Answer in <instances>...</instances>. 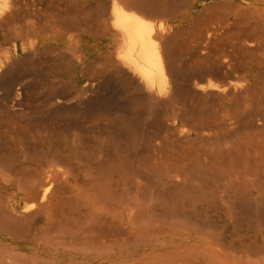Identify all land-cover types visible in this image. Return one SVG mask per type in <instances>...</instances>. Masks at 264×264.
Returning <instances> with one entry per match:
<instances>
[{"label":"bare ground","instance_id":"bare-ground-1","mask_svg":"<svg viewBox=\"0 0 264 264\" xmlns=\"http://www.w3.org/2000/svg\"><path fill=\"white\" fill-rule=\"evenodd\" d=\"M2 118L5 262L264 264V0H0Z\"/></svg>","mask_w":264,"mask_h":264},{"label":"rangeland","instance_id":"rangeland-1","mask_svg":"<svg viewBox=\"0 0 264 264\" xmlns=\"http://www.w3.org/2000/svg\"><path fill=\"white\" fill-rule=\"evenodd\" d=\"M89 5V6H88ZM87 5V7H89V8H87V9H89V10H93V9H95V8H93L92 6H93V4L92 5H90V4H88ZM93 8V9H92ZM89 18H90V16H89ZM92 22V21H91ZM91 22H88V23H90L91 24ZM1 34L5 37L6 36V33H5V31L4 32H1ZM98 57V56H97ZM96 56L95 57H93V58H97ZM92 58V59H93ZM185 58H188V57H185ZM97 67H100V66H97ZM99 73V72H98ZM103 74H104V76H108V74L110 75V73L109 72H102ZM40 80L43 82V81H46L47 79H43V78H40ZM31 108H33V106H31ZM31 108H25L24 110H22V113H27L26 115H31L32 113H34V114H36L37 112H39V115L41 114L40 113V111L42 112V110H39V111H35L34 109H32L31 110ZM29 109V110H28ZM32 111V113H31V111ZM24 111H26V112H24ZM28 111H30L29 113H28ZM36 112V113H35ZM36 115H38V113L36 114ZM5 119V118H4ZM4 119L2 118V119H0V132H2V135H0V140H7L8 139V141L10 140V139H13V140H26V141H24V142H20L19 144H17V147H16V149L15 150H13L12 152H13V154H17V153H19L20 151H24V149L25 148H27V147H29V146H35V147H40V143H39V141L38 140H40L43 136L41 135V134H33V133H30V134H27V135H19V136H15L14 134L12 135V134H4V132H5V129H7V127H8V129L6 130V131H10L11 129H12V127L13 126H16L17 127V121H18V119L19 118H17V120L16 119H13V120H9V119H5V121L7 122V124H6V122L4 121ZM20 119H24V118H20ZM19 119V123L21 124V122H22V125H25V121L28 119H24V120H20ZM121 119V121L122 122H124V124L126 125L127 123L128 124H130V123H133V120L134 119H132L131 118V116H129V115H127V114H125V115H123V117L122 118H120ZM126 119V120H125ZM3 120V121H2ZM9 120V121H8ZM29 121H27V122H31L30 121V119H28ZM32 120V119H31ZM61 120V119H60ZM60 120H58V121H60ZM66 120H68V119H65V121ZM33 121V120H32ZM65 121H64V119H63V121H62V124H61V121L60 122H58L57 123V127L55 128V130L57 129V130H59V131H61V132H63L62 134H56V135H53V136H51V138L52 139H55L56 140V138H57V140L59 139V140H65V139H69V138H75V135L77 136L76 138H79L80 136V138H82L84 135H86V137L84 138H82V139H86V140H96L97 139V137L99 138V139H106V134L105 133H103V130L100 128H98L97 127V125H96V123L98 122L99 124H102L101 123V120H96L97 122H95V120H91L89 123H91L93 126L92 127H90L91 125L89 124V123H87L88 125L85 127V128H83V129H81V128H79V127H75V126H73V127H66L65 126ZM69 121V120H68ZM5 122V124H3ZM27 122H26V124H27ZM71 122H76L75 120H71V121H69L68 123H71ZM67 123V122H66ZM3 124V125H2ZM9 124H10V127H9ZM14 124V125H13ZM58 124H60V125H58ZM2 125V126H1ZM5 125H8V126H5ZM90 125V126H89ZM94 125H96V126H94ZM62 126H63V128H62ZM65 126V127H64ZM90 128H89V127ZM3 127V128H2ZM6 127V128H5ZM19 127V126H18ZM18 127H17V129H18ZM11 128V129H10ZM30 128H31V126H29V129H28V127H27V131L28 132H32V131H36V130H38V129H36V128H34V127H32L33 129H31V131H30ZM61 128H62V130H61ZM67 128V129H66ZM96 128V129H95ZM98 128V129H97ZM101 130V131H100ZM4 131V132H3ZM71 132H72V135H71ZM81 132V133H80ZM94 134V135H93ZM4 135V136H3ZM7 137H6V136ZM91 135V136H90ZM37 136V137H36ZM6 137V138H5ZM88 137H92V138H90V139H88ZM96 137V138H95ZM25 138V139H24ZM64 138V139H63ZM29 141V142H28ZM37 143V144H36ZM7 145H5V144H3V143H0V146H5V147H9V145H11V144H9V143H6ZM32 144V145H31ZM16 145V144H15ZM20 145V146H19ZM29 145V146H28ZM25 146H27V147H25ZM12 147V146H11ZM22 147V148H21ZM9 150H10V147L8 148ZM1 254V253H0ZM2 256V254L0 255V262L2 261L3 263H1V264H9V263H7V262H5L4 260H3V256ZM32 256H33V253L32 252H27L26 254H25V256H24V258L26 257V259H28V260H26V259H24L25 261H24V264L26 263V264H31L32 262L30 261V259L28 258V257H31L32 258ZM5 262V263H4Z\"/></svg>","mask_w":264,"mask_h":264}]
</instances>
